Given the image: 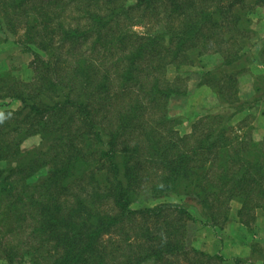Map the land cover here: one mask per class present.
Here are the masks:
<instances>
[{
    "label": "trees",
    "instance_id": "16d2710c",
    "mask_svg": "<svg viewBox=\"0 0 264 264\" xmlns=\"http://www.w3.org/2000/svg\"><path fill=\"white\" fill-rule=\"evenodd\" d=\"M262 7L0 0V45L11 40L33 56L30 81L0 70V100L22 104L0 112V161L11 162L0 168L8 264L245 263L189 243L199 224L217 231L230 222L235 202L247 227L264 209V137L250 115L236 120L264 101V46L258 60L250 43ZM171 65H201L199 84L223 108L205 109L189 134L170 114L171 98L186 94L167 78ZM247 77L255 94L245 100ZM34 135L38 147L23 149ZM172 196L181 201L149 205Z\"/></svg>",
    "mask_w": 264,
    "mask_h": 264
},
{
    "label": "rangeland",
    "instance_id": "374dc122",
    "mask_svg": "<svg viewBox=\"0 0 264 264\" xmlns=\"http://www.w3.org/2000/svg\"><path fill=\"white\" fill-rule=\"evenodd\" d=\"M253 29L257 32V35L253 36L250 39V43H254L252 46V58L260 60V51L264 46V8H258L255 15L253 16ZM250 43H247L248 46ZM33 56L29 53H26L21 49L19 45L14 43L13 41L4 42L0 45V70L8 69L15 67L14 72L16 75H19L23 78L24 81H30L33 77V69L29 65ZM215 60H211V58H206V60L202 63L205 66V69H209L213 67ZM203 69L201 65L191 66V67H176L175 65H171L167 71V78L170 81H178L182 90H186V94L183 96H174L170 100L169 110L170 114L176 117H181L182 122L179 125L178 129L181 134L191 133L193 129V125L197 122L200 116L207 114L205 109H208L210 113H218L223 111V108L219 106V100L217 99L216 94L213 90L207 85H200V73H202ZM252 76V75H251ZM251 84L253 83V77H247L246 81L242 85L244 93L240 94L242 99H250V97H245L249 95L251 90ZM203 88V90H202ZM264 92V91H262ZM241 93V92H240ZM264 99V98H263ZM6 107L12 110H20L22 104L20 101H12V100H0V112L5 110ZM205 110V111H204ZM250 115L251 121L255 125V136L256 138L264 137V101L259 105L258 108L246 110L241 113L236 120H240L246 115ZM234 123H237L235 121ZM41 142L40 135H34L27 138L23 144V149L30 150L38 147ZM11 164L10 161H0V168L6 169ZM170 201V202H179L181 201L180 197H167L164 199L156 200L154 202H150L149 205H155L160 202ZM239 203L235 202L231 211V221L239 220L237 212L239 208ZM193 213L197 218H201L202 214L197 208H192ZM229 224L226 223V225ZM243 224V223H242ZM200 227H205L202 225H198V231ZM197 233L192 237L193 241L196 242ZM242 234L246 237L248 244L252 249H254V253H247V256H243L245 258V263L243 264H264V209H259L257 211L256 220L251 224L250 227H247L243 224ZM193 242L189 243L190 245H195L197 248V244ZM255 245V246H254ZM254 246V247H252ZM250 254V255H248ZM231 260V259H230ZM232 261V260H231ZM231 263V262H229ZM0 264H8V262L1 256L0 252ZM14 264H31L30 260H24L21 263Z\"/></svg>",
    "mask_w": 264,
    "mask_h": 264
},
{
    "label": "crops",
    "instance_id": "0c3cea01",
    "mask_svg": "<svg viewBox=\"0 0 264 264\" xmlns=\"http://www.w3.org/2000/svg\"><path fill=\"white\" fill-rule=\"evenodd\" d=\"M244 92L241 91V94ZM254 94V84H251L250 93L245 97H250ZM183 134H187V132ZM242 228L243 224L238 220L229 222V224L217 231L212 227H200L195 243L197 248L211 254L221 253L227 259L247 256V253L250 252L251 254V247L246 237L242 234Z\"/></svg>",
    "mask_w": 264,
    "mask_h": 264
}]
</instances>
